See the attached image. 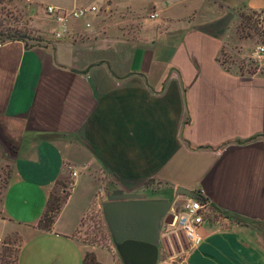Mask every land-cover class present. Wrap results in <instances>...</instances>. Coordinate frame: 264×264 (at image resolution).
Listing matches in <instances>:
<instances>
[{"label":"crops","instance_id":"1","mask_svg":"<svg viewBox=\"0 0 264 264\" xmlns=\"http://www.w3.org/2000/svg\"><path fill=\"white\" fill-rule=\"evenodd\" d=\"M25 1L41 36L32 3L98 12L60 40L0 42V179L12 169L0 248L18 229L17 264H82L86 252L103 264L73 235L106 180L209 203L185 264H264V60H250L261 39L239 34L264 0ZM65 175L70 195L40 230Z\"/></svg>","mask_w":264,"mask_h":264},{"label":"rangeland","instance_id":"2","mask_svg":"<svg viewBox=\"0 0 264 264\" xmlns=\"http://www.w3.org/2000/svg\"><path fill=\"white\" fill-rule=\"evenodd\" d=\"M30 6H32V9L34 8L33 13L36 12V10L38 12V16L35 20L40 21V25L44 31V36L37 34L29 28L28 20L24 16L25 10L23 7L25 9H29V5L25 0H0V22L5 26V28L15 29L20 31L22 35L24 34L26 37L25 43L27 45L38 46L44 43V40L47 37L53 38L52 31H56L57 27L51 17L46 14L45 7L33 3ZM44 13L47 18L43 16ZM239 30L240 35H245V33H253L252 37L255 42V39H260L257 22L256 25H254L253 20L244 23L243 25L241 24ZM260 42L261 41L259 40L258 43ZM2 170L3 171L0 179V214L2 212L3 192L7 183L9 182L10 173L12 171L11 165H2ZM101 182L102 184L100 187L103 188V190L100 193V196L94 200L89 212L85 218H83L79 227L76 229L73 238H75L81 245L87 248L88 251H102L99 253V258L103 264H122V261L112 243L111 235L104 220L101 208V205L107 201L106 197L111 194L113 186L110 185L106 180ZM63 185H65V187H63ZM63 188L66 192H70L72 188V180L68 177V175H65L64 179L58 181V183L55 185L53 188L54 194L63 196ZM145 197L147 199L156 198L154 200L170 199L169 196L165 197V195L162 193H155L152 195L149 194ZM179 201L180 200L177 199L175 201L176 204L179 203ZM6 238L10 242L8 249L15 250L19 242L18 240L20 239L18 229L14 233L9 234ZM188 249V244L182 235L179 233H173L167 236L165 224L162 225L160 231V243L158 247L159 264H185V253ZM8 259L10 262H12L13 256Z\"/></svg>","mask_w":264,"mask_h":264},{"label":"water","instance_id":"3","mask_svg":"<svg viewBox=\"0 0 264 264\" xmlns=\"http://www.w3.org/2000/svg\"><path fill=\"white\" fill-rule=\"evenodd\" d=\"M179 197L198 199V196L178 188L170 199H147L145 195L114 190L101 205L112 243L122 264H157L160 231L171 224L169 213Z\"/></svg>","mask_w":264,"mask_h":264},{"label":"built area","instance_id":"4","mask_svg":"<svg viewBox=\"0 0 264 264\" xmlns=\"http://www.w3.org/2000/svg\"><path fill=\"white\" fill-rule=\"evenodd\" d=\"M45 12L51 17L57 27L56 31H52L53 38L60 40L69 34V27L73 21H88L90 16L98 12V8L90 5L67 10L60 7L47 6ZM156 16V14H153L150 17L154 18ZM256 20L261 42L254 47L250 60L259 62L264 60V10L256 13ZM86 26H89L88 22H86ZM73 176H75V173H73ZM175 204L176 202H174L169 212L173 216V221L171 224H165L166 235L179 233L184 237L189 249H195L202 243L201 228L210 211V205L199 199L186 197H182V200Z\"/></svg>","mask_w":264,"mask_h":264},{"label":"trees","instance_id":"5","mask_svg":"<svg viewBox=\"0 0 264 264\" xmlns=\"http://www.w3.org/2000/svg\"><path fill=\"white\" fill-rule=\"evenodd\" d=\"M255 16H256V13H251L247 15V17L243 16L242 22L247 23L253 20L254 25H256L257 20ZM245 25H251V24H245ZM25 38H26L25 35L24 34L22 35L20 31L15 30V29L5 28V26L0 22V42L22 41L25 43ZM63 187H65V185H63ZM62 193H63V196H59V195L54 194V190L50 192L47 203H46L45 211L42 214L37 224L38 229L43 230V231H51L55 218L57 217L58 213L61 210V207L67 201L70 195V192H66L64 188L62 190ZM199 200L203 201L201 197H199ZM18 241L19 242H18V245L16 246V249L11 250V249H8L9 248L8 246H10V242L7 240V238L3 240L2 246L0 248V264H17L19 248L21 245L20 239ZM11 256H13L12 262H10V260L8 259ZM82 264H101V263L97 261L94 252H86L83 257Z\"/></svg>","mask_w":264,"mask_h":264}]
</instances>
